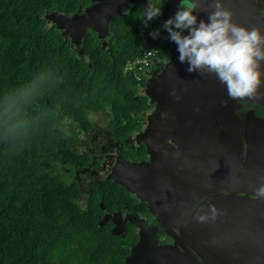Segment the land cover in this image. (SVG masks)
Returning a JSON list of instances; mask_svg holds the SVG:
<instances>
[{"label":"trees","instance_id":"1","mask_svg":"<svg viewBox=\"0 0 264 264\" xmlns=\"http://www.w3.org/2000/svg\"><path fill=\"white\" fill-rule=\"evenodd\" d=\"M55 3L0 0V264H125L134 227L113 236L99 225L100 202L120 209L124 190L105 180L84 191L58 169L89 162L74 140L99 128L93 118L118 136L137 128L132 114L149 103L123 70L140 40L126 44L121 33L111 57L87 43L89 66L44 26Z\"/></svg>","mask_w":264,"mask_h":264},{"label":"water","instance_id":"2","mask_svg":"<svg viewBox=\"0 0 264 264\" xmlns=\"http://www.w3.org/2000/svg\"><path fill=\"white\" fill-rule=\"evenodd\" d=\"M133 2L106 0L105 5L87 10L82 17L52 14L45 18L61 27V35L68 34L71 42L80 46L87 28L97 31L99 39L104 38L102 29L107 30L109 21ZM222 3L231 11H241L232 16L235 21L242 20V4L251 6V11L245 12L246 18L256 12L252 0ZM211 4L212 0L208 6L213 10ZM203 21L208 22V16ZM239 26L249 28L248 22ZM170 52L171 59L164 69L152 73L145 83L144 96L156 109L147 116L148 124L138 135V143L146 146L152 163L120 164L108 176L135 194L160 222L147 228L143 220L126 219L138 229V241L125 264H264V198H253L256 189L264 185V133L258 127L251 129L243 144L234 116L236 100L228 97L226 86L214 75L189 73L188 65L179 61L175 43ZM221 127L222 140L216 142ZM162 159L170 160L164 174L158 169ZM177 161L185 166L178 167ZM211 205L216 207L215 219ZM201 216L207 217L203 223L198 219ZM117 217L120 214H115ZM109 219L110 215L103 216L99 225ZM126 220L114 219L111 235L123 236ZM160 230L172 239V244H158Z\"/></svg>","mask_w":264,"mask_h":264},{"label":"flooded vegetation","instance_id":"3","mask_svg":"<svg viewBox=\"0 0 264 264\" xmlns=\"http://www.w3.org/2000/svg\"><path fill=\"white\" fill-rule=\"evenodd\" d=\"M209 1L210 0H200L199 7L202 11H196L193 15H199L197 18L205 20L208 13L212 11L208 6ZM252 1L254 2L253 7L256 10V12L252 11L248 14L249 16L251 15L252 18H246L245 13L246 11H251V6L245 7L244 4H242V20L238 19L235 21L232 19V21L233 23L237 22L238 25L240 23L248 22L249 28L255 26L260 28L261 32L264 33V9L261 8V6L264 7V0ZM105 3L106 0H56L55 8L51 10L45 9L41 14V18L45 21L44 26L55 27L60 34L62 32L61 27H57L54 23L47 20L45 18L46 16L57 14L67 18H72L73 16L82 17L87 14V10L96 6L101 7V5H105ZM153 3L163 4L162 15L149 21L147 26L142 21V14L143 10L148 5V0H134L125 12L109 21L107 30H104V28L102 29L104 35V38L102 39H99L98 32L91 28L85 30V33L80 40V46L73 44L68 34H60V36L68 43L69 48L77 59L88 63L89 66H91V63L89 62L90 54L85 49L87 43H89L95 51L101 52L107 57H111L112 47L119 41L121 33H123L122 37L126 44L138 38L141 47L157 46L158 49L162 51H159L161 61L155 64L152 70L153 73L161 72L171 59L170 50L174 43L170 40L168 32L163 28V24L175 15L181 0H153ZM231 12L232 16L235 12H237L238 15L241 13L239 10ZM255 13L258 14V18L257 15L255 16ZM234 16H236V14ZM78 28L79 24L74 25L75 30ZM157 30L159 31V36L153 39L150 33ZM186 32L187 31H184L183 34ZM236 105L237 108L234 110V116L238 122L237 129L244 144L245 137L251 134V129L258 127L260 132L264 133V86H261L255 99L236 100ZM155 109V105L149 104V107L146 110L133 113L132 117L138 119V122L135 125L137 128L134 131L129 130L120 136L117 135V132L108 129L105 121H103L102 124L97 121L96 123L94 122V119L97 117L104 119L103 116L93 118V125L96 124L99 128L97 130H95V128L90 129L87 132L77 131L74 140V148L76 151L79 152V154L88 156L89 162L79 167H67L66 177L71 180L73 179L74 182H76L84 191H89L91 187L100 186L105 180H111L114 182L112 179H108V176L116 170L120 164L150 165L152 163L151 157L147 152L146 146L143 143H138V135L146 129L148 124L147 116L155 111ZM122 126L129 128L125 124ZM222 136L223 128L221 127L215 137L216 142L222 140ZM203 151L205 152V160H207L208 151L206 148ZM211 153H213L212 150ZM169 161L170 160L164 161L162 159V162L158 164V169L162 174L168 171L167 166H170ZM204 164L207 168V163L204 162ZM177 165L178 167H182L185 166V163L182 164L177 161ZM180 180L181 179L177 177L178 183ZM115 184L119 185L118 183ZM120 188L124 190V194L122 195L125 198V202L121 205L120 209L115 208L114 211L106 209L103 202H100L99 206L101 214L99 216V221L103 216L110 215V219L105 225L110 224L111 229L114 227L112 222L114 219L126 220L127 218L130 219V217H136L133 218L135 220H143L147 228L158 226L160 224L158 219L148 212V208L144 202H142L135 194L128 192L121 186ZM165 193L166 190L164 189L163 196H165ZM223 193L226 194L227 192L224 191ZM200 202H202V200H200L197 205ZM164 204H166V202ZM196 206L191 210L190 215H192ZM115 214H120V217L114 218ZM130 226L134 227L138 241V229L135 225H132L129 220H126V231ZM157 240L159 245H170L173 243L172 239L162 230L159 231Z\"/></svg>","mask_w":264,"mask_h":264},{"label":"clouds","instance_id":"4","mask_svg":"<svg viewBox=\"0 0 264 264\" xmlns=\"http://www.w3.org/2000/svg\"><path fill=\"white\" fill-rule=\"evenodd\" d=\"M200 0H181L175 15L163 28L177 45L179 61L186 63L189 73L214 75L227 88L230 99H255L264 86V33L258 27L245 28L233 23L232 12L224 7L222 0H212L208 22L200 20L196 11ZM162 3L148 0L142 21L148 22L162 15ZM187 31L188 35H183ZM153 39L159 31L150 33ZM254 198H264V185L256 189ZM213 219L216 207L211 205ZM203 223L207 217L198 218Z\"/></svg>","mask_w":264,"mask_h":264},{"label":"built area","instance_id":"5","mask_svg":"<svg viewBox=\"0 0 264 264\" xmlns=\"http://www.w3.org/2000/svg\"><path fill=\"white\" fill-rule=\"evenodd\" d=\"M159 55L160 52L157 48L141 47L136 59L125 64L123 73L132 78V84L139 95H144L145 83L153 73L154 65L161 61Z\"/></svg>","mask_w":264,"mask_h":264},{"label":"rangeland","instance_id":"6","mask_svg":"<svg viewBox=\"0 0 264 264\" xmlns=\"http://www.w3.org/2000/svg\"><path fill=\"white\" fill-rule=\"evenodd\" d=\"M95 121H97V122H99V123H101L102 124V122L104 121L102 118H100V117H97V118H95L94 119ZM67 168H59L58 169V174L59 175H62V174H65L66 172H67V170H66ZM65 181H67V179H64Z\"/></svg>","mask_w":264,"mask_h":264}]
</instances>
